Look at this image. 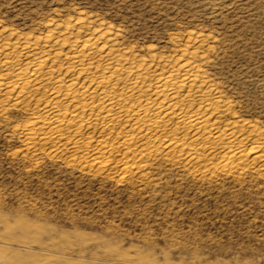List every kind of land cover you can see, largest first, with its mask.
<instances>
[{
  "label": "rangeland",
  "instance_id": "obj_1",
  "mask_svg": "<svg viewBox=\"0 0 264 264\" xmlns=\"http://www.w3.org/2000/svg\"><path fill=\"white\" fill-rule=\"evenodd\" d=\"M0 264H264V0H0Z\"/></svg>",
  "mask_w": 264,
  "mask_h": 264
}]
</instances>
